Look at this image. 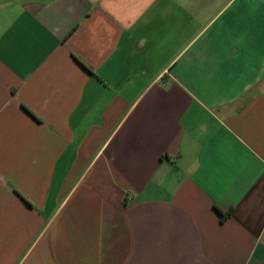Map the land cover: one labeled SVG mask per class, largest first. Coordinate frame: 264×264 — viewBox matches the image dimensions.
<instances>
[{"label":"crops","instance_id":"obj_1","mask_svg":"<svg viewBox=\"0 0 264 264\" xmlns=\"http://www.w3.org/2000/svg\"><path fill=\"white\" fill-rule=\"evenodd\" d=\"M0 264H264V0H0Z\"/></svg>","mask_w":264,"mask_h":264}]
</instances>
